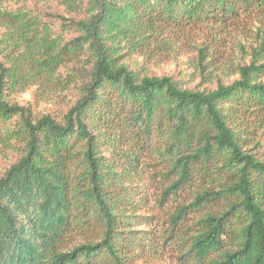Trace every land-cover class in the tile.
<instances>
[{
    "label": "trees",
    "instance_id": "obj_1",
    "mask_svg": "<svg viewBox=\"0 0 264 264\" xmlns=\"http://www.w3.org/2000/svg\"><path fill=\"white\" fill-rule=\"evenodd\" d=\"M260 15L264 0H0V264H264V41L214 88L137 63ZM32 85L71 98L34 115L14 99Z\"/></svg>",
    "mask_w": 264,
    "mask_h": 264
},
{
    "label": "rangeland",
    "instance_id": "obj_2",
    "mask_svg": "<svg viewBox=\"0 0 264 264\" xmlns=\"http://www.w3.org/2000/svg\"><path fill=\"white\" fill-rule=\"evenodd\" d=\"M264 41V15L254 16L241 23L229 28H213L210 25L199 29L191 34V38H174L160 50L154 52L145 59H138L141 62L139 69L151 71L156 75H171L187 87L214 88L218 79L227 83L237 77L235 64L248 63L252 58L254 47ZM206 55L211 65L214 67L212 80L209 82L201 81L196 65L198 63V51ZM71 92L60 93L58 98L57 91L51 88H38L29 86L24 90L14 94V99L20 105H29L34 115L49 112L57 115L64 107L65 102L71 98ZM64 95V96H63ZM263 146L255 152L264 159ZM7 158L0 155V171L7 164ZM134 228H146L135 226ZM155 232L159 229L156 226L151 228ZM167 254V252H165ZM152 254V253H150ZM160 255V258L152 257L153 263H172L174 255ZM164 257V258H161ZM138 263H142L139 261Z\"/></svg>",
    "mask_w": 264,
    "mask_h": 264
}]
</instances>
